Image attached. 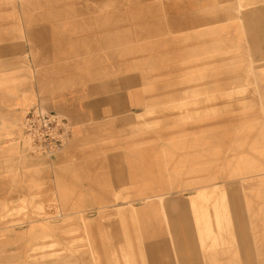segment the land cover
<instances>
[{
  "label": "rangeland",
  "instance_id": "obj_1",
  "mask_svg": "<svg viewBox=\"0 0 264 264\" xmlns=\"http://www.w3.org/2000/svg\"><path fill=\"white\" fill-rule=\"evenodd\" d=\"M29 2L4 0L0 9H20ZM261 8L264 1L260 0H214L215 43L210 49L136 57L138 88L123 90L128 94L127 109L117 120L89 125L107 138L85 140L79 145L83 148L81 154L92 146L110 147L108 152L94 156L111 159L113 170L107 174L112 178L93 181L97 193L108 196L106 201L70 204L68 196L66 202L60 201L54 192L43 205L38 202L30 208H14L3 217L11 220L12 228L42 219L59 228L46 235H34L39 238L32 240L37 244L29 261L68 257L71 264L79 259L95 262L114 256L131 264L130 257L147 256L148 248L146 251L142 244L147 239L166 241L165 264H264ZM12 16L8 14L4 21L9 22ZM15 34L1 32L0 39H13ZM63 153L41 156L32 165L51 163ZM122 154L133 156L140 166V177L130 178L132 171L123 168L132 161ZM87 159L91 161L86 156L79 161ZM118 173L123 176L116 178ZM133 180H142L149 189L158 187L161 196L138 200ZM199 193L209 196V203H219L221 219H214L211 226L201 208L208 202L199 200L197 206H192L191 199ZM150 204H156L153 211L149 209L142 217L135 214ZM184 206H188L185 213ZM142 225H146L145 232ZM94 226L90 236L89 229ZM115 240L120 242L113 244ZM104 242L110 251L94 250L96 244ZM118 244L122 246L115 248ZM152 252L149 248V256Z\"/></svg>",
  "mask_w": 264,
  "mask_h": 264
},
{
  "label": "crops",
  "instance_id": "obj_2",
  "mask_svg": "<svg viewBox=\"0 0 264 264\" xmlns=\"http://www.w3.org/2000/svg\"><path fill=\"white\" fill-rule=\"evenodd\" d=\"M213 4L214 0H30L24 8L0 9V33H16L13 39H0V264H70L68 257L29 261L37 244L32 240L39 238L34 235L59 230L56 223L31 220L26 227L12 228L11 220L3 217L14 208L43 205L54 192L60 201L66 202L68 196L70 204L106 201L108 196L98 194L93 181L112 178L107 174L113 170L111 159L94 156L110 147L92 146L81 154L79 145L108 136L89 125L117 120L125 112L128 94L123 90L138 88L136 57L185 54L214 46ZM8 14L13 16L6 22ZM141 48L144 51L137 52ZM122 72L124 77L119 76ZM34 106L60 112L73 125L64 153L41 166L32 165L41 156L32 154L25 140L24 121ZM83 156L91 161L80 162ZM127 157L132 164L123 169L132 171L130 178L140 177V166L133 156ZM138 183L143 181L131 182ZM142 227L145 232L146 225ZM89 230V235L94 234L95 226ZM142 244L146 251L152 249V255L147 251L145 257H130L131 264H143L144 258L146 264L150 260L165 264V240L145 239ZM95 246L94 250L110 251L105 242ZM125 262L113 256L71 264Z\"/></svg>",
  "mask_w": 264,
  "mask_h": 264
},
{
  "label": "built area",
  "instance_id": "obj_3",
  "mask_svg": "<svg viewBox=\"0 0 264 264\" xmlns=\"http://www.w3.org/2000/svg\"><path fill=\"white\" fill-rule=\"evenodd\" d=\"M24 126L25 140L30 145V152L40 156L60 153L69 143L73 133V125L66 116L41 106L30 109Z\"/></svg>",
  "mask_w": 264,
  "mask_h": 264
},
{
  "label": "bare ground",
  "instance_id": "obj_4",
  "mask_svg": "<svg viewBox=\"0 0 264 264\" xmlns=\"http://www.w3.org/2000/svg\"><path fill=\"white\" fill-rule=\"evenodd\" d=\"M135 186L137 187L138 190L137 189L136 190H137L138 194L140 195V198L138 200L147 201V200L157 199L158 196H161V194L158 192V190H159L158 187L157 188L150 187L151 189H149L146 185L144 186L143 183H141V184L138 183V185H135ZM145 187L149 190H146ZM145 192H146V194L143 195ZM214 192H212L211 194L212 195L215 194ZM208 199H209V196L206 197L204 193H199L197 195V197L191 199V202H192L193 207H195L199 204V202H198L199 200H203V201L208 202V203L203 204L201 208L203 209L204 218H207V221H208L209 225L211 226L212 224H210V223H213L214 219H216V221H220L221 217H220V214L218 212L219 203H209ZM155 206H156V204H150L149 206H147L148 208L146 210L142 209L140 211H136L135 214L138 217H142V215L146 214V212H148L149 209L152 210V208ZM187 208H188V206H184L182 208L183 213L186 212ZM211 209H213L214 211H212ZM184 219L186 221L184 223H186V225H187V219L186 218H184ZM240 231L243 233V230L241 228H240ZM177 232H179V231L177 230ZM188 234H189V236H192L191 233H188ZM162 251H165V250H162Z\"/></svg>",
  "mask_w": 264,
  "mask_h": 264
}]
</instances>
